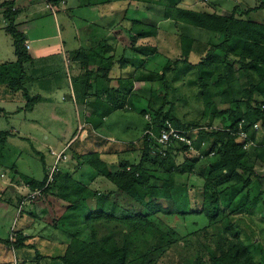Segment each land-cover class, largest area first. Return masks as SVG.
<instances>
[{
  "label": "trees",
  "instance_id": "trees-1",
  "mask_svg": "<svg viewBox=\"0 0 264 264\" xmlns=\"http://www.w3.org/2000/svg\"><path fill=\"white\" fill-rule=\"evenodd\" d=\"M182 1L130 0V2L144 3L147 7L153 6L156 10H162V20L176 22L180 32L181 56L173 62V65L185 64L187 67L198 68L201 75L202 96L210 102L206 103V108L216 107L217 98L219 104L222 102L228 104L225 111L231 121L229 128L245 132L248 139L241 143L226 128L216 131L200 130L198 134L191 133L192 138L196 137L194 138L196 149L198 151L202 149V154L198 157L195 156L196 153L190 152L185 147L178 149L177 155L168 151L167 156L162 157L159 153L160 147L146 134L147 130L153 128L155 133L159 134L166 121H170L174 127L184 131L196 132L197 127L195 128L194 124H185L173 114L172 108L164 111L166 106L164 104L156 109L150 99L148 110L143 111L142 114L146 116L150 113L152 125L149 122L146 124L141 138L142 153L137 163L124 161L115 166L102 159L98 153L79 156L84 158L99 176L109 180L115 186V191L87 189L77 181L69 179L61 171L55 174L54 183L45 189L48 171L41 181H28L31 190L44 189L41 200H50L51 196H55L58 201H64L73 212L68 219H73L75 222L72 221V224L67 223L65 226L67 228L72 226L75 234L64 252L54 258L62 264H136V261L128 260L130 251L127 249L126 239L139 228L146 227L145 224H149L152 217L160 214L164 216L205 215L211 223H215L224 210L232 209L235 213L240 209V196L243 191L241 185L246 186L250 183L249 179H245V175L250 177L255 174L254 166L249 162L248 152L244 147L246 143H253L256 139L257 132L253 129L254 125L261 122L264 124V22L252 21L247 16L261 9L264 4L242 12L234 9L230 14L221 15L210 11L184 9L180 7ZM0 7L3 8L4 17L8 21L6 33L13 40L16 55L14 62L0 64V85H7L15 92L21 91L25 99H28V93L24 88L28 80L25 65L32 59L26 47V37L17 29V13L12 3L5 2L0 4ZM152 18L150 25H147L145 29L144 18H134L128 9L121 13L119 23L125 22L126 25H130L125 31L118 32L123 34L122 39L126 41L125 50H130L139 56L157 54L156 46L139 44V41L145 38L150 40L157 37L158 23L162 20L160 17ZM113 22L110 20L109 24ZM181 28L186 29V33ZM201 30L208 33L204 40L199 34ZM204 49L207 50L203 55ZM113 50L107 44H100L91 46V53L88 56L80 50L75 53L76 58L87 69L76 79L77 95L83 98L84 107L86 109L90 107L92 110V113L87 116L89 118L97 116L100 122L115 110L123 109L128 100L127 95L121 90L122 80L116 81L121 86L120 89L110 86L112 79L109 78V74L116 62ZM193 54L199 56L200 60L197 63L190 61ZM94 61L99 64L93 69L91 63ZM119 63L124 65L122 59ZM169 70H171L169 67H165L160 77L164 88H167L165 74ZM214 72L217 76L211 88L204 76H210ZM98 74L100 77H97ZM239 79H244V82L241 85V96H236L233 88ZM212 89L218 90V93H213ZM103 93L107 94L109 101L102 100ZM257 96L262 98L261 102H257ZM35 100L33 102L29 100L25 108L32 109ZM224 112L218 113V116L224 115ZM5 135L9 134L5 133ZM258 143L262 144L259 140ZM203 144H207L206 150L202 148ZM257 147L258 149L255 148L254 152L264 161V146ZM70 150L72 151L73 147ZM212 153H214L213 156ZM180 156L185 157L186 160L180 165H172L169 168V162L174 163ZM210 157L214 158L211 161L207 160ZM202 159L209 163L206 165L209 171L207 176H203L202 170H196V165ZM195 171L198 176L204 177L202 185L204 201L201 210L190 208L189 197L185 195V190L188 189L187 179ZM157 173H163L166 176L163 177ZM184 176H186L185 183L182 182ZM229 182L234 183L221 192L218 191L217 187ZM55 188H58L57 192H54ZM117 192L120 195L123 194L122 199H119V196L116 197L118 200L113 197ZM247 198L248 196H245V199ZM119 200L123 203L120 204ZM126 224L138 228L128 231L123 228ZM118 225L123 227L120 228ZM102 228L105 229V233L99 237V231H103ZM88 231L91 234L90 240L82 237L84 232ZM115 235L122 236L124 240L122 244L115 242ZM231 236L235 243L229 249L222 251L220 255L213 257L211 264H259L250 254L249 248L241 241L239 234L234 232ZM26 241L25 235L22 234L18 235L17 241L13 243L10 240H0L6 247L12 246L15 249L31 247L26 245ZM138 264H143V260Z\"/></svg>",
  "mask_w": 264,
  "mask_h": 264
},
{
  "label": "rangeland",
  "instance_id": "rangeland-1",
  "mask_svg": "<svg viewBox=\"0 0 264 264\" xmlns=\"http://www.w3.org/2000/svg\"><path fill=\"white\" fill-rule=\"evenodd\" d=\"M209 2L212 5L216 3L214 0H210ZM262 4H264V0H221V6H215L216 10H218L217 12H220L221 15H227L234 9H239V11L242 12L250 8H256ZM208 9H210V7H208ZM78 11L79 14H75H78L75 22L72 19L69 21V24L68 21L64 24L63 18L58 17V26H60L62 36L65 34L64 31L66 30L67 33L72 36L75 33L81 36L82 33V38H80V51L88 56L91 53L90 44H94V42L90 40L85 43L84 35L88 34L87 31H89L93 33L94 36L95 31L92 26L88 29L90 25L88 20L95 19V17L90 16L86 19L85 14L87 9L85 7L80 8ZM152 16L156 19L158 18L154 14ZM247 17L252 21L263 23L264 6ZM152 19L153 18H149L148 21L144 20V24L150 25V20ZM75 24L79 28L78 32H74L73 27H75ZM111 26L112 24L108 27ZM160 30L161 29H159L158 38L155 37L146 42H142V44H147L152 47L157 45L156 47H158L161 53L160 56L145 64L147 68H141V72L145 73L137 75V79L146 77V79L148 78L151 80V84L141 83L140 85H146V97H149V100L152 99L153 106L156 109L164 104L166 105L164 111H168L172 108L173 114L179 117L185 124H194L195 128L197 127L196 132H194L196 134H198L200 130L216 131L226 128L237 138V141L244 143L245 140L248 139V136L245 137L241 131H234L229 128L231 121L229 120L228 113L226 114L227 111H225L229 105L223 102L219 104L217 98L215 100L218 103L216 107L212 106L210 107L211 109L206 108L207 104L210 102L206 101L202 96L199 69L187 67L185 64L173 65V62L179 59L181 55L180 41H177L176 37L169 38L166 36V34H171V28L165 31L164 29ZM182 31L186 33V29ZM5 33H0V44L2 45V49L0 50V61L8 60V50H14V43L10 35ZM199 34L202 35L203 40L208 35L206 31L202 32V30ZM112 35L114 34H112L111 31H107L105 36L104 32H102L101 37H103V39L105 37V40L111 41L113 40ZM121 40L123 41L122 38ZM8 41H12L13 46H11V42ZM58 43V41H54L51 48L41 49V51L47 50L55 55H52V58L48 57V55L42 56L40 64L48 65L54 62V65L52 69H47V72L44 73L45 79L40 76L39 80L36 79V82L27 85L26 91L29 96L28 99H25L23 94L18 92V94H15L16 101H7L0 105V108L5 109L7 112L0 116V206L4 207V205H9V228H11V223L16 215L14 208L17 209L19 203L23 204V208H21L20 211L23 209L24 212L21 213L23 216L19 218L22 221L18 222V228L25 223L24 221H27L30 206L41 201L40 199L33 203L28 200V195H30L32 191L31 187L27 184L28 181H41L47 171L50 172L54 167L56 155L58 154H61L62 162L68 161L71 163L74 158L70 149L75 145L80 146V143L76 140L80 139L82 135L86 138L87 131L93 129L89 122L91 124H95L96 122V120L90 119L87 116L88 114L85 115L83 110L85 102L82 97L77 95L78 86L76 84V79L78 70L76 64L72 62L73 52L70 51L71 47H66L62 54L61 47ZM205 50L207 49H204L203 55L206 54ZM66 54L69 61H66V57H64ZM14 57V54L12 55L11 52V59L13 58L14 60ZM199 60V56L196 54L190 57V61L193 63H197ZM98 64L97 61H94L91 63V67L93 69L97 68ZM165 67L171 69L165 74L167 88H164L163 81L160 79ZM56 70L57 73L53 72ZM117 70L119 71V66H117ZM112 72L113 71H111V73ZM117 73L115 72L114 75ZM216 76V72L210 76H204L211 88H213ZM97 77H100V75L98 74ZM243 82L244 79H239V81L235 83L233 92L236 96H241V85ZM27 83L28 81L26 84ZM25 85L24 88L26 89ZM136 86L138 87L137 90L133 89L132 93L134 95H142L143 93L139 88V84L136 83ZM212 92L218 93V90L212 89ZM67 96H70L71 99L68 100ZM34 99L36 100L34 104H32L31 111L18 112L19 108L27 107L28 101L30 100L33 102ZM256 100L257 102H261L262 98L257 96ZM147 102L148 98L147 101L142 100L140 106L142 105L147 109ZM126 106L124 113L130 111L129 105ZM242 108H244V106H242ZM91 111L90 107L86 109L87 113H92ZM220 112H224V115L218 116ZM148 114L151 116L150 113ZM258 124L263 123L261 122ZM13 131H15V134L20 132V135L12 137L5 135L6 132L12 135ZM256 132V142H248L244 147L247 149L249 162L254 166L255 174L250 177L245 175V179H249L250 183L246 186H244V184L241 185L243 191L240 196L241 205L239 211L234 213L232 209L224 210V212L218 216L215 223H211L205 215L164 216L160 214L154 216L150 219L149 224H145L146 227L139 228V230L132 233L130 238L126 239V241H128L127 249L130 251L128 255L129 261H136V264L141 263L142 260L143 264H211L213 257L220 255L222 251L229 249L230 246L235 243L231 235L237 232L241 241L249 248V252L254 260L259 264H264V161L258 158L254 152L255 148L258 149L257 146H264V130L261 128ZM194 133L193 135H195ZM27 137L30 140H28ZM193 138L196 137L193 136ZM258 140L262 142V144H259ZM202 148L206 150L207 144H204ZM93 149H95V146L91 143H87L78 147L77 151L88 154ZM52 153L56 155L53 156ZM200 154H202L201 148L199 153L195 156L198 157ZM64 157L67 158L64 159ZM214 157L207 158V160L211 161ZM185 160V157L180 156L174 163L169 162L168 167L180 165ZM62 162L60 163L59 167L61 168L59 169L63 168ZM205 163L206 161L202 159V161L196 165V170H202L203 176H207L209 173L208 167L206 166L209 163ZM69 170L72 169L69 168ZM157 174L163 177L166 176V174L163 173ZM185 177L186 176L182 178L183 183L186 181H184ZM187 180L188 189L185 188V195L189 197L191 203L190 208L193 210H201L204 201V192L202 190L204 177L198 176L195 171ZM233 183L234 182L226 183L221 187H217V189L221 192ZM10 185L16 186L17 191L13 192L9 188ZM21 185H25V188H20L19 186ZM94 187H99L105 192H112L116 189L106 178H101L98 182L95 181ZM117 196H119V199H122L123 194L120 195V193L117 192L115 196L113 195L114 198ZM245 196H248V198L245 199ZM119 201L120 204L123 203L122 200ZM56 217L60 218V216ZM56 217L54 219H56ZM54 219L52 223H54ZM56 226L58 225H55V223L54 226L53 224L50 225L52 229ZM118 226H120V228L123 227L121 225ZM123 228L131 231L138 227H131L126 224ZM102 230L103 231H99V237L103 236L101 234L105 233V229L102 228ZM63 232L65 235H55V237H60L59 241H63V244L67 246L73 235L68 234V231H65V229ZM4 236L5 235H0V237L6 238L5 240H10L12 243L18 239V235H15V232L12 235ZM37 237L38 235H31L27 238L28 242H26V245H31V247L17 249V254L20 259L25 260L28 258V262H32L31 260L35 262L39 260L40 257L37 256L35 249H40V246L38 248L37 246L41 241H39V243L38 241L35 242L34 238ZM82 237L90 240L91 234L88 231L82 235ZM115 239V242L118 244H122L124 241L121 235H115ZM1 246L4 247L5 245L2 243ZM66 246L54 252L60 255V253L64 252ZM42 247L39 250L40 253H44ZM45 249L47 253L44 254L51 253L52 251L49 247H45ZM10 252L12 251L10 250ZM5 256L7 255H4L2 258L3 264H9V261L12 262L14 260L13 253L9 255V261H7ZM46 257L47 256L44 258ZM11 264H13V262Z\"/></svg>",
  "mask_w": 264,
  "mask_h": 264
},
{
  "label": "crops",
  "instance_id": "crops-1",
  "mask_svg": "<svg viewBox=\"0 0 264 264\" xmlns=\"http://www.w3.org/2000/svg\"><path fill=\"white\" fill-rule=\"evenodd\" d=\"M209 1L210 0H183L180 4V7L193 11H210L221 14L220 12H217L218 10H216V6H221V0H214L216 2L214 5H212ZM5 2L12 3L13 9L17 13V29L25 35L26 45L28 46V51L32 59L31 62L25 65V73L28 77V83L25 85L26 90L27 85L36 82V79L39 80L40 76L45 79L44 73L47 72L46 70L53 68L54 62L48 65H41L40 59L44 55H48V57L50 58H52V55H55L51 54L47 50L41 51L42 48H51V45L54 43V41L59 42L58 44L61 47L62 54L66 47H71L70 51L73 52L72 62L76 64L78 70L77 77L83 75L86 72L87 69L84 68L81 61L76 58L75 55L78 50H81L80 38H82V33L81 36L78 33H75L76 35L73 34L72 36L71 34L67 33L66 30L64 31L65 34H63L62 36L60 32V26H58L57 18H63L64 24H66L67 21L69 24V21H71L72 19L75 22V19L79 14L78 10L82 7H85L87 9L85 14L86 19H88V17L90 16L95 17V19L88 20V23H90L88 29L92 26L95 34L93 36V33L87 31L88 34L84 35V41L85 43L89 42L90 40L93 41L94 44H90L91 46L107 44L112 49H114L113 51L116 62L112 70L113 72H110L109 74V78L112 79L110 86H112V88L120 89L121 86L118 85L116 81L122 80L121 83L123 87L121 88V90L128 97L126 105H129L128 107L130 111L124 113L125 107L123 109H117L109 116L101 120V122L99 120V117H91L92 119L96 120L95 124H91L88 121L93 129H89V131H87L86 138H84V136L82 135L80 139L76 141L80 143V146H83L87 143H91L92 145H94L95 149L91 150L89 153H98L100 157L107 161L109 164L116 166L119 162L124 161L137 163L140 160V156L142 153L140 147L141 138L148 122L146 116H149V114H147L146 116L142 114L143 111H146L149 108V97H146V85H140L141 83L151 84V80H149L148 78L146 79L145 77L143 79H137V75L145 73L141 72V68H147L145 64L160 56L161 53L159 52L158 47V51L155 56H139L130 50H125V48L127 47L125 45L126 41L124 42L121 40L123 34H118V32L123 30L125 31V29H128L130 25H126L125 22H119L121 20V13H124L127 9L134 18L141 17L144 18V20L152 18L153 14L158 18L160 17V20H162V10H156L153 8V6L147 7V5L144 3L130 2V0H0V4H3ZM48 3L53 6L52 10L48 8ZM208 7H210V9H208ZM76 13L78 14L75 15ZM110 19H112V21L114 22L111 27H108L110 25ZM52 21L54 22V24ZM143 25L146 29L147 25ZM176 25V22L172 20L159 21L157 38L159 35V29H164L165 31L166 29L168 30L169 28H171V34H166V36H168L169 38L176 37L177 41H180L179 45H181L180 32ZM7 26L8 21L4 17V10L0 7V33H5ZM73 28L74 32L79 31V28L78 26H76V24ZM107 31H111V33L114 34L112 35L113 40H105V37L104 39L103 37H101L102 32H104L105 36V33ZM198 32H200V30H198ZM12 41H8L11 42V46H13ZM146 41V38L140 40L139 44H142V42ZM1 49L2 45L0 44V50ZM13 49V51H11L10 49L8 50V60H2L0 61V64L10 63L16 60L14 46ZM11 52L12 55L14 54L15 56L14 60L13 58L11 59ZM64 57H66V61H69L67 54ZM121 59L124 62L123 66L122 63H119ZM117 66H119V71L117 70ZM53 72L57 73V70ZM115 72L118 73L114 75ZM136 83L139 84V88L143 93L142 95H134L132 93L133 89L137 90L138 88L136 86ZM125 85L127 86L125 87ZM15 94H18V92L10 90L7 85H0V105L4 104V102L7 101H16ZM147 98L148 102L146 109V107L142 105V107L140 106V102L142 100L147 101ZM106 99H108L109 101L107 94L103 93L102 100L105 101ZM83 110L85 112V115L89 114V112H86L85 107H83ZM28 111H31V109L27 110L25 107H21L18 109V112L20 113ZM6 113L7 112L5 109L0 108V116ZM17 135H20V132L15 134V131H13L12 135L9 134V136L11 137ZM27 139L30 140L28 137ZM80 146L75 145L72 150L73 152L70 150L74 160H72L71 163H69L68 161L62 162L63 168L60 169V171L69 179L77 181L87 189L103 191L99 187L95 188L94 184L95 181L98 182V180L105 177L99 176L98 173L84 161V158H79L80 155L86 154L85 152L77 151L78 147ZM69 168L72 170H69ZM10 186L14 187V189L12 190L13 192L17 191L16 186ZM19 187L24 189L25 185H21ZM57 191L58 188H55L54 192ZM49 199L50 200L43 199L37 202L35 205L30 206L28 219L27 221H24L25 223L22 224L20 228L17 227V224L19 221H22L19 218L23 216L21 214L22 212H24L23 209L22 211H20L21 208H23V204L19 203L18 208H14L16 215L14 216V219L11 223V228H9L10 224H8V220L10 219V217H8V215L10 214L9 205H4V207L0 206V235H5L4 237H6V235H12L15 232V235H25L26 239L31 235H38L37 238H34L35 242L38 241L39 243V241H41L37 248L40 246L39 248L41 249V247L43 246L42 248L44 253H47L45 247H49L52 250L51 253L44 254L39 252L40 249H35L37 256L40 257L39 260L36 262L33 260H31L32 262H28V258H26L25 260L20 259L17 254V249L13 247H3L1 246L2 243H0V264H3L2 258L4 255H7L5 256V258L7 259V261H9V255L11 253H13L14 256V260L12 261L13 264H62L61 262L54 260V258L58 255L54 251L63 248V246H66V244H63V241L61 240L59 241L60 237H55V235H65L63 232L64 229L65 231H68V234L74 235L75 233L72 229V226L69 225L70 227L67 228L65 225L67 223L72 224V221L75 222V220L68 219L73 215V212L70 211L68 205L64 201H58L55 196H51ZM56 216H60V218ZM55 217L56 219H54ZM53 219L55 225L58 226L53 227L52 229L50 225L53 224L54 226V223H52ZM59 231L61 234L59 233ZM85 233L87 232H84V234ZM5 239L6 238L0 237V240ZM10 250L12 252H10ZM45 256L47 257L44 258ZM12 262L9 261V264H11Z\"/></svg>",
  "mask_w": 264,
  "mask_h": 264
},
{
  "label": "built area",
  "instance_id": "built-area-1",
  "mask_svg": "<svg viewBox=\"0 0 264 264\" xmlns=\"http://www.w3.org/2000/svg\"><path fill=\"white\" fill-rule=\"evenodd\" d=\"M48 8L52 10L53 6L48 3ZM26 47L28 49L27 45ZM146 118L147 121L152 125V117L146 116ZM261 128L264 130L263 124H255L253 127L255 131H258ZM192 132L194 133L195 131L194 130L184 131L178 129L174 127V125L170 121H166L164 125L161 127L159 134H156L153 128L147 130L146 134L149 135L150 139H152L153 142L160 147L159 153L161 154V156L166 157L168 151H172L175 155H177L178 154L177 150L182 149L183 147L188 148L190 152L198 154L199 151L194 146V138L191 137ZM241 133L245 135V137H247L245 132L242 131ZM52 155L54 156L56 154L52 153ZM211 155L213 156L214 153H212ZM66 158L67 157H64V159ZM61 162H62L61 154L56 155V163L52 168V170L50 172L48 171V179L44 189L47 188L52 183H54L55 174L60 172L59 166ZM44 189L32 190L30 195H28V200L34 203L36 200L42 198Z\"/></svg>",
  "mask_w": 264,
  "mask_h": 264
},
{
  "label": "water",
  "instance_id": "water-1",
  "mask_svg": "<svg viewBox=\"0 0 264 264\" xmlns=\"http://www.w3.org/2000/svg\"><path fill=\"white\" fill-rule=\"evenodd\" d=\"M67 99H68V100H70V99H71V97H70V96H68V97H67ZM10 188H11V190H13V189H14V187H13V186H10Z\"/></svg>",
  "mask_w": 264,
  "mask_h": 264
}]
</instances>
